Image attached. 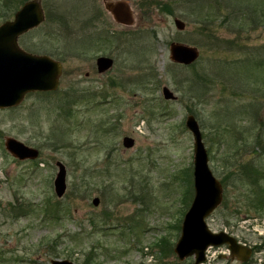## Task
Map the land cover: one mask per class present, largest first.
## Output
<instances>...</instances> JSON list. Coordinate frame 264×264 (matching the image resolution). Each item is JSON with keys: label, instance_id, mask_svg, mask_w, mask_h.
Masks as SVG:
<instances>
[{"label": "rangeland", "instance_id": "374dc122", "mask_svg": "<svg viewBox=\"0 0 264 264\" xmlns=\"http://www.w3.org/2000/svg\"><path fill=\"white\" fill-rule=\"evenodd\" d=\"M104 1L40 0L45 20L18 36L23 50L63 68L56 90L0 108V264H189L160 260L156 245L166 237L173 252L193 197L189 114L209 169L225 182L223 202L206 222L262 245L250 258L263 264L264 208L247 206L242 194L253 196V183L229 172L246 162L264 171V152L252 147L257 131L264 137V67L253 65L264 58V0H124L130 26L116 23ZM21 2L0 0V24ZM171 42L195 46L197 60L174 63ZM101 55L114 60L104 72L95 64ZM164 86L175 99H164ZM236 128L247 143L242 156L229 158ZM6 137L37 148L38 157L13 158ZM56 161L66 167L62 197L54 192Z\"/></svg>", "mask_w": 264, "mask_h": 264}, {"label": "water", "instance_id": "95a60500", "mask_svg": "<svg viewBox=\"0 0 264 264\" xmlns=\"http://www.w3.org/2000/svg\"><path fill=\"white\" fill-rule=\"evenodd\" d=\"M104 8L116 23L130 26L134 15L130 5L124 0H105ZM45 20L40 0H29L14 14L13 19L0 24V108L17 106L27 93L53 91L57 88L62 66L59 61L48 55L32 54L18 44V36ZM178 29L185 27L184 22L175 18ZM199 51L195 46L171 42L170 59L174 63L189 65L196 61ZM98 72H104L113 65L109 56L96 58ZM164 99H175L173 92L166 86L162 88ZM185 125L194 139L193 188L194 195L184 214L181 233L174 246V252L182 260L194 256L195 264L203 261L204 253L210 245L227 244L230 257L246 261L252 254L251 247L239 243L235 237L220 231L214 233L207 227L205 219L221 203L222 183L208 167V154L202 141V134L194 115L186 117ZM122 144L130 148L134 139L124 136ZM6 151L18 160L35 159L39 155L37 148L26 145L14 137L4 140ZM57 172L53 180L54 192L62 197L66 191V167L56 161ZM98 204V199H93ZM51 264H74L66 259L51 260Z\"/></svg>", "mask_w": 264, "mask_h": 264}, {"label": "trees", "instance_id": "16d2710c", "mask_svg": "<svg viewBox=\"0 0 264 264\" xmlns=\"http://www.w3.org/2000/svg\"><path fill=\"white\" fill-rule=\"evenodd\" d=\"M22 1H25V0H22ZM4 2H6V0H4ZM257 17H258V15H257ZM259 17H264V11H262L261 16H259ZM99 36H104L103 40H110L111 39V36H108L107 32H104L103 35H99ZM255 58L256 57H253V63H254L253 65H255V66L260 65L261 67H264V58L261 59L260 61L256 60ZM258 58L259 57H257V59ZM191 85H192V83H191ZM256 88H257V86H256ZM37 94H40V93H37ZM253 98H258V96L254 95ZM244 133H245L244 131L236 128L235 137H234V142H235L236 148H234V146L229 147V149L230 148L234 149V151H233L234 153H232L229 158L236 157V154L238 156H242L239 153V151L242 148H245V145L247 143V138L243 139L241 137V135L243 136ZM261 133H263L262 129H260L259 131L256 132L255 137L252 141V143H254V145L252 147L255 148V147L259 146L262 149V152H264V145L257 144L258 142H264V137L262 136ZM252 151H254V149ZM238 166H239L237 169L238 174L234 173L233 171H230L229 174L231 176L233 175L236 178V180H238V178H239V180H242V181L246 180L248 183H249V181H251V183H253V185H254V188L252 190L253 196L250 197L248 193H246V195L242 194V197L247 201L246 202L248 204L247 206L249 208L250 207L253 208L256 211L264 208V171L254 167V165L252 163L249 164L248 162L240 163V164H238ZM262 179H263V182H261ZM222 183L225 186V182H224L223 178H222ZM187 190L189 193L191 188H188ZM250 195H251V193H250ZM56 205L58 207L57 208V210H58L60 207L58 206L57 203H56ZM15 206H13L12 208L14 209ZM17 207H18V209H17L18 213H22V214L25 213V209L22 207V205L19 204ZM167 243H169L168 239L166 237H163L160 240H158V243L156 244L159 248L160 260H162L163 258L166 259L169 256H175L174 253L171 251L172 249L171 248L169 249L170 243L168 246H167ZM256 248H258V247L256 245H254L253 249H256ZM176 260H177V258H176Z\"/></svg>", "mask_w": 264, "mask_h": 264}, {"label": "flooded vegetation", "instance_id": "af4514ba", "mask_svg": "<svg viewBox=\"0 0 264 264\" xmlns=\"http://www.w3.org/2000/svg\"><path fill=\"white\" fill-rule=\"evenodd\" d=\"M27 1H29V0H25V1H23V2H21V6L17 9V10H19L21 7H22V5L25 3V2H27ZM105 2V1H104ZM16 10V11H17ZM15 11V12H16ZM15 14V13H14ZM13 17H14V15H13ZM13 19V18H12ZM42 23V22H41ZM40 23V24H41ZM39 24V25H40ZM39 25H37V26H35V27H33V28H30V29H28L27 31H29V30H32V29H34V28H36V27H38ZM49 56V55H48ZM51 57V56H50ZM52 58V57H51ZM113 59V58H112ZM56 60V59H55ZM56 61H59V60H56ZM60 63H61V61H59ZM113 63H114V60H113ZM95 64H96V61H95ZM61 66H62V68H63V65H62V63H61ZM96 69H97V65H96ZM98 71V70H97ZM61 73H62V70H61ZM61 75V74H60ZM59 78H60V76H59ZM58 84H59V82H58ZM58 87V86H57ZM57 89V88H56ZM55 89V90H56ZM46 92H49V91H45V92H39V93H46Z\"/></svg>", "mask_w": 264, "mask_h": 264}, {"label": "built area", "instance_id": "2783aa9c", "mask_svg": "<svg viewBox=\"0 0 264 264\" xmlns=\"http://www.w3.org/2000/svg\"><path fill=\"white\" fill-rule=\"evenodd\" d=\"M224 252V251H223Z\"/></svg>", "mask_w": 264, "mask_h": 264}]
</instances>
